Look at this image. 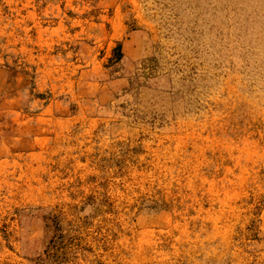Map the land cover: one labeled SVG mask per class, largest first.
Returning a JSON list of instances; mask_svg holds the SVG:
<instances>
[{
  "label": "rangeland",
  "instance_id": "374dc122",
  "mask_svg": "<svg viewBox=\"0 0 264 264\" xmlns=\"http://www.w3.org/2000/svg\"><path fill=\"white\" fill-rule=\"evenodd\" d=\"M0 264H264V0H0Z\"/></svg>",
  "mask_w": 264,
  "mask_h": 264
}]
</instances>
